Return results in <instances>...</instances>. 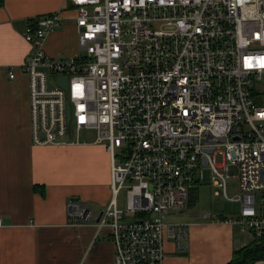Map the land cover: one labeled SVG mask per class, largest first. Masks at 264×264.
<instances>
[{"label": "built area", "instance_id": "2783aa9c", "mask_svg": "<svg viewBox=\"0 0 264 264\" xmlns=\"http://www.w3.org/2000/svg\"><path fill=\"white\" fill-rule=\"evenodd\" d=\"M69 12L81 53L53 58L43 45ZM24 38L33 145L86 144L87 132L111 156L96 224L111 229L114 264H162L166 238L187 248V225L164 218L187 208L203 165L240 204L224 221L264 238V0H66L30 19ZM67 207L73 221L94 218L85 203Z\"/></svg>", "mask_w": 264, "mask_h": 264}, {"label": "crops", "instance_id": "0c3cea01", "mask_svg": "<svg viewBox=\"0 0 264 264\" xmlns=\"http://www.w3.org/2000/svg\"><path fill=\"white\" fill-rule=\"evenodd\" d=\"M65 6L66 0H4L0 6V264L115 262L111 229L96 224L111 200V157L106 146H37L31 139L30 81L23 72L30 46L24 32L30 19ZM72 15L67 13L47 37L43 48L49 56L81 53ZM10 71L15 73L13 79ZM70 200L89 203L93 220L73 221L67 207ZM240 208L237 203L225 212L193 209L194 216L184 223L187 248L180 250L166 238L162 264H228L237 249L254 239L224 221L238 216Z\"/></svg>", "mask_w": 264, "mask_h": 264}, {"label": "rangeland", "instance_id": "374dc122", "mask_svg": "<svg viewBox=\"0 0 264 264\" xmlns=\"http://www.w3.org/2000/svg\"><path fill=\"white\" fill-rule=\"evenodd\" d=\"M81 136H82L81 141H86L89 143L92 142L94 139L93 133L83 132L81 133ZM116 152L118 154L119 150L117 149ZM222 163L223 161H222L221 156H218L217 164L221 165ZM230 169L234 171V177H231L230 179L227 180L228 196L235 197L236 195L240 193L238 179L236 178L238 174V168L235 166H232ZM202 170L204 173V180L202 184L200 185L196 184L190 190V199H189V204L187 208L180 213H171L167 215L165 222L176 223V224L178 223L182 224L183 222L184 224L191 217L194 216V214H192L193 209H199L202 212H209V213L225 212L226 210L233 209L237 205V203L228 201L225 198L222 189L214 185L215 180H214V174L212 170L209 167L204 166V165L202 167ZM86 188H87V185H84V189ZM111 197H112V190H111ZM192 199H195L197 202L191 203ZM118 203H119V206L122 208L126 206V192L125 191H121L118 194ZM86 204H89V203H86Z\"/></svg>", "mask_w": 264, "mask_h": 264}, {"label": "trees", "instance_id": "16d2710c", "mask_svg": "<svg viewBox=\"0 0 264 264\" xmlns=\"http://www.w3.org/2000/svg\"><path fill=\"white\" fill-rule=\"evenodd\" d=\"M4 0H0V6H2ZM196 202L192 199L191 203ZM264 260V238L262 240L253 239V241L234 252L232 260L228 264H256L259 261Z\"/></svg>", "mask_w": 264, "mask_h": 264}, {"label": "water", "instance_id": "95a60500", "mask_svg": "<svg viewBox=\"0 0 264 264\" xmlns=\"http://www.w3.org/2000/svg\"><path fill=\"white\" fill-rule=\"evenodd\" d=\"M59 82L60 84L65 88L67 89V86H68V78L67 77H59ZM103 216V212H101L96 220V223H99L101 217Z\"/></svg>", "mask_w": 264, "mask_h": 264}]
</instances>
